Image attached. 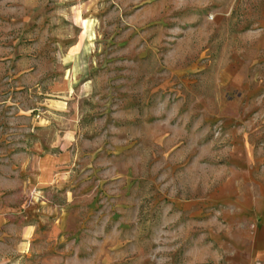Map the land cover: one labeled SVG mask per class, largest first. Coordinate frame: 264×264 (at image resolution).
I'll list each match as a JSON object with an SVG mask.
<instances>
[{"label":"rangeland","instance_id":"obj_1","mask_svg":"<svg viewBox=\"0 0 264 264\" xmlns=\"http://www.w3.org/2000/svg\"><path fill=\"white\" fill-rule=\"evenodd\" d=\"M262 205L264 0H0V264H234Z\"/></svg>","mask_w":264,"mask_h":264},{"label":"crops","instance_id":"obj_2","mask_svg":"<svg viewBox=\"0 0 264 264\" xmlns=\"http://www.w3.org/2000/svg\"><path fill=\"white\" fill-rule=\"evenodd\" d=\"M262 207L261 212L264 210ZM259 218L261 222L258 227V239L249 241L248 255L246 254L245 258L237 260L234 264H264V214H260ZM244 247L247 248L245 244Z\"/></svg>","mask_w":264,"mask_h":264}]
</instances>
